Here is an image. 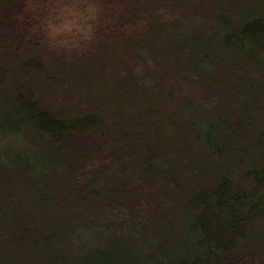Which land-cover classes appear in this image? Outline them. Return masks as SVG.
Returning <instances> with one entry per match:
<instances>
[{"label": "trees", "instance_id": "16d2710c", "mask_svg": "<svg viewBox=\"0 0 264 264\" xmlns=\"http://www.w3.org/2000/svg\"><path fill=\"white\" fill-rule=\"evenodd\" d=\"M114 1L0 48V264L264 262V0Z\"/></svg>", "mask_w": 264, "mask_h": 264}, {"label": "rangeland", "instance_id": "374dc122", "mask_svg": "<svg viewBox=\"0 0 264 264\" xmlns=\"http://www.w3.org/2000/svg\"><path fill=\"white\" fill-rule=\"evenodd\" d=\"M44 2H49L51 9L32 11ZM104 4L105 16H112L111 6H115L114 0H21L16 4V9L22 12L24 19L17 18L14 7L6 9V24L3 23L0 31V48L9 53L13 46V27L25 26L26 15L36 12L34 30L37 29L39 34L44 38V46H52L55 52L67 51L69 55L76 53L81 42L89 41L95 32L102 27L98 24L102 16L100 5ZM53 8V11H52ZM49 12V13H48ZM30 27V23H29ZM10 28V29H9ZM31 28V27H30ZM263 261L252 262V264H264Z\"/></svg>", "mask_w": 264, "mask_h": 264}]
</instances>
